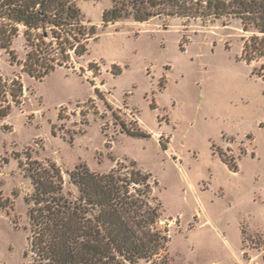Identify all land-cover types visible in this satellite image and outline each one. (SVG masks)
<instances>
[{"label": "rangeland", "instance_id": "1", "mask_svg": "<svg viewBox=\"0 0 264 264\" xmlns=\"http://www.w3.org/2000/svg\"><path fill=\"white\" fill-rule=\"evenodd\" d=\"M113 2L77 0L95 36L43 80L23 69L22 28L0 50V264H40L31 214L76 201L80 166L151 175L167 240L138 264H264V34L232 17L105 27Z\"/></svg>", "mask_w": 264, "mask_h": 264}, {"label": "trees", "instance_id": "2", "mask_svg": "<svg viewBox=\"0 0 264 264\" xmlns=\"http://www.w3.org/2000/svg\"><path fill=\"white\" fill-rule=\"evenodd\" d=\"M127 1L114 0L113 7L103 14L105 27L128 17L138 22L164 15L232 17L242 21L244 31L264 34V0ZM20 28L30 49L23 69L39 80L58 67H67L71 51L79 57L85 55L86 42L96 31L85 22L77 0H0V50H9ZM47 38L61 40L53 55L42 47ZM5 86L0 78V97ZM18 91L19 96L12 93L14 102L22 95L21 86ZM70 176L79 192L76 201L53 199L45 214H31L36 227L31 251L40 264H138L161 253L167 238L155 231L161 214L160 204L152 206L156 199L151 175L140 170L122 175L115 169L97 174L80 166ZM41 200L48 202V198Z\"/></svg>", "mask_w": 264, "mask_h": 264}]
</instances>
